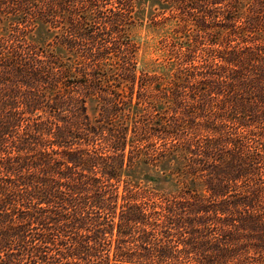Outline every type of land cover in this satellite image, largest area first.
I'll return each mask as SVG.
<instances>
[{
  "label": "trees",
  "instance_id": "trees-1",
  "mask_svg": "<svg viewBox=\"0 0 264 264\" xmlns=\"http://www.w3.org/2000/svg\"><path fill=\"white\" fill-rule=\"evenodd\" d=\"M107 1L0 0L32 12L0 16V264H264V0H165L198 31L151 91L119 42L138 0L104 40ZM20 25L58 32L30 47Z\"/></svg>",
  "mask_w": 264,
  "mask_h": 264
},
{
  "label": "rangeland",
  "instance_id": "rangeland-1",
  "mask_svg": "<svg viewBox=\"0 0 264 264\" xmlns=\"http://www.w3.org/2000/svg\"><path fill=\"white\" fill-rule=\"evenodd\" d=\"M29 1L31 2V0H27L28 4ZM118 1L119 0H109L102 3L103 14L97 16V18L91 22V26L95 28L98 38L104 40L110 39L108 35L110 34V19L112 18L111 12L115 11V9L117 10ZM174 5L175 4H168L165 0H138L136 4V12L134 13V24L133 21H131L132 24L130 25L129 21L127 22V25L123 24L121 26V29L123 31L127 30V32H123L119 38V42L120 44H127L130 42L134 44L137 50L136 62L139 75L143 74L139 84L142 83V80L147 82L151 85L147 88L149 91L158 86H169L168 81L165 79L163 80L161 77L162 67L166 66L168 63H173V59H175V52L181 47L189 46L188 36H195L198 31L193 25L194 20L196 19V13H190L192 16L189 17L177 10V8L175 9ZM79 6L80 5H77V7ZM22 10L7 11L3 9L0 11V16L16 18L20 21L31 20V8L27 12H23ZM10 12L11 14L8 15ZM185 23L188 25L189 32L187 31L188 33L183 35L179 33V27H183ZM19 29L21 31L23 42L26 44L25 46L30 47L31 42L39 45L54 43L52 42L53 37L58 32V29L55 30L49 28L47 30L44 29V31L39 30L36 33L35 30L33 35H31V28L26 29L24 25H20ZM1 34L2 36H7V34L3 32ZM202 36L204 35L202 34ZM124 46L125 45H123V48ZM125 49H128V47H125ZM67 56H70V54ZM78 60L79 62L85 61H83L82 58H78ZM197 60L200 61V57H198ZM111 66V62L105 63L104 70L106 72L103 74L107 77L110 73L111 77L103 81L104 87L107 88V91L115 89V91H117L124 98V100L127 101V99L131 97V93L127 88L130 85H128L125 81H121L120 76L122 72L120 69L118 70L117 68L116 72ZM109 68L112 69L109 70ZM150 77H154L152 82L148 80ZM141 88L144 87L142 86ZM134 98H137L136 94L134 95ZM158 108L156 111L152 112L153 116L157 118L159 117L157 114L161 113ZM88 111L91 116H94L97 113V111H95L92 107V104H89ZM155 143H157V146L160 145V142L158 141H155ZM163 182L159 185L153 183H142V186L155 188L156 190L161 191L159 193H176L178 191L177 185L172 181L170 182L171 184Z\"/></svg>",
  "mask_w": 264,
  "mask_h": 264
}]
</instances>
